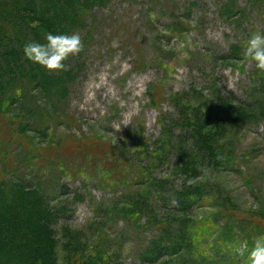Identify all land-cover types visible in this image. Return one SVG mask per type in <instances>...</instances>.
Listing matches in <instances>:
<instances>
[{
  "label": "rangeland",
  "instance_id": "rangeland-1",
  "mask_svg": "<svg viewBox=\"0 0 264 264\" xmlns=\"http://www.w3.org/2000/svg\"><path fill=\"white\" fill-rule=\"evenodd\" d=\"M167 1L180 23L170 20ZM190 2L196 5L185 10ZM88 16L62 107L39 101L25 133L17 129L19 118L0 116L8 140L0 142V178L40 188L44 204L65 213L53 222L61 262L84 248L88 255L101 251L94 264H168L174 256L149 260L140 252L150 238L166 242L161 228L170 217L227 214L229 204L250 250L264 236V111L249 107L255 98L264 103V72L244 51L253 33H264V0H109ZM239 41L242 55L226 51ZM226 106L236 110L233 116ZM198 132L209 140L203 158ZM185 168L196 175L185 180ZM188 180L207 184L209 198L189 211L165 209L173 195L158 197L156 182L176 190ZM152 210L161 224L146 228ZM219 249L217 243L212 252H224ZM231 252L208 264L247 261L246 253L233 258Z\"/></svg>",
  "mask_w": 264,
  "mask_h": 264
},
{
  "label": "trees",
  "instance_id": "trees-1",
  "mask_svg": "<svg viewBox=\"0 0 264 264\" xmlns=\"http://www.w3.org/2000/svg\"><path fill=\"white\" fill-rule=\"evenodd\" d=\"M108 1L0 0V116H5L8 113L14 120L19 118L17 129L20 133H25L26 127L33 129L30 116L35 115L34 113L41 109L38 105L39 101H46L47 107L52 110L57 105L61 106L62 99L75 77V73H71L73 68L69 66V64L73 65V56L64 62L67 65L65 70L49 71L25 57L23 52L25 44L30 42L44 44L47 34L69 32L74 23H81V28L77 31L80 33L84 30V26H87L90 18L88 15L89 13L91 15L95 10V4L102 6ZM167 3L168 10L172 14L168 15L170 20L180 23L178 15L174 12L176 7L169 1ZM86 4L90 6L88 14L83 12ZM194 5L196 2H190L185 10H190ZM231 10L230 7H226V11ZM35 21H39V24H36ZM93 21H96L95 18ZM181 26L183 27V24ZM176 27L174 25L172 29L174 30ZM245 39L247 40L248 37ZM226 51L242 55V42L227 45ZM74 69L77 71L78 66L76 65ZM259 90L261 93L264 92V83ZM28 103L38 106L29 108ZM25 104L26 111L21 113L15 111L17 107H23ZM254 105L262 107L264 111V103L257 101V98L250 102L249 107L252 108ZM228 107L226 106V110L230 111L233 116L236 110L231 106ZM62 112V115L67 113L66 110ZM212 112L214 115L218 114L217 109H213ZM28 114H30L29 117H27ZM242 114H245L244 110H242ZM246 115H253V110L249 109V113ZM0 128H2L1 122ZM198 135L200 136L199 141L202 142L200 156L203 158V154L207 151V146L204 147L203 143L208 144L209 140L206 139V136L203 139L202 133L198 132ZM2 137L0 133V142L8 141ZM2 150L0 147V155ZM195 162L190 158L188 166H194ZM185 170V180L196 175L191 169L185 168ZM210 173L213 171L211 170ZM24 183L26 182L24 181ZM24 183L17 182L13 178H9V180L0 178V264H94V259L101 253L97 249L94 254L89 255L84 248L75 250L65 258L66 262L59 260V241L55 236L53 222L57 215L65 216V213L62 211L56 215V212L44 204L46 197L40 195V188L33 186L34 188L28 189ZM154 186L158 197H165V192L173 195L166 199V203H163L165 209L173 211H189L196 202H202L209 198L207 184L200 187L194 182L189 185L186 181L180 189L176 190H169L166 182H156ZM173 197L178 200V206L170 204ZM136 203H134L135 206H137ZM227 209L230 211L227 214L212 213L201 218L170 217L171 223L167 224L168 222H166L161 228L165 229L166 242L159 245L158 240L154 237L150 238L145 250L140 252V256L149 260L174 256L170 258L169 262L167 261L168 264H201V260L203 264H208L218 255L231 254L233 247L242 241L240 233L242 220L239 222V217L230 216V213H232L231 215L237 214L232 204L227 205ZM152 213L153 215L147 216L146 223L143 225L146 228L161 224L156 221L157 215L153 210ZM168 214L170 212H164L162 216ZM217 243L220 246L219 250L224 251L223 253L212 252ZM164 245H167L168 248L163 250L162 246ZM236 255L233 252V258ZM240 260L242 264H249L248 261L244 262L243 256L237 258V263Z\"/></svg>",
  "mask_w": 264,
  "mask_h": 264
},
{
  "label": "clouds",
  "instance_id": "clouds-1",
  "mask_svg": "<svg viewBox=\"0 0 264 264\" xmlns=\"http://www.w3.org/2000/svg\"><path fill=\"white\" fill-rule=\"evenodd\" d=\"M45 39L44 44L37 42L25 44L23 52L27 59L49 71L65 70L67 65L64 62L83 50V43L78 32L49 33ZM112 47H118V42L114 40ZM244 56L248 61L254 62L258 70L264 72V33L256 32L251 35L246 43ZM188 184L191 185L192 181L188 180ZM178 203L174 197L170 200L172 206H178ZM233 251L238 255L246 253L249 264H264V236L255 238L250 250L247 242H241L233 247Z\"/></svg>",
  "mask_w": 264,
  "mask_h": 264
}]
</instances>
